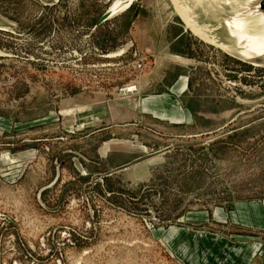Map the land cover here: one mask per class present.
<instances>
[{"label": "rangeland", "instance_id": "rangeland-1", "mask_svg": "<svg viewBox=\"0 0 264 264\" xmlns=\"http://www.w3.org/2000/svg\"><path fill=\"white\" fill-rule=\"evenodd\" d=\"M117 1L0 0V264H229L235 244L264 251V228L234 218L264 201V66L225 24L236 3L120 0L89 35ZM165 20L197 41L195 65L174 55L145 86ZM181 70L189 124L146 108ZM190 233L208 237L198 261L196 242L181 249Z\"/></svg>", "mask_w": 264, "mask_h": 264}, {"label": "crops", "instance_id": "crops-1", "mask_svg": "<svg viewBox=\"0 0 264 264\" xmlns=\"http://www.w3.org/2000/svg\"><path fill=\"white\" fill-rule=\"evenodd\" d=\"M172 24L173 21H164L163 30L160 33L163 34L161 38L164 40L163 52L165 54V58L161 64L156 62V64L150 68V72L147 74L148 76L144 82L145 86H149V80L154 78V74L159 76L158 70H160L161 76H163L164 79L166 78L167 75L165 68L168 67L167 64L170 65L168 69L172 68L171 64L173 61L171 60V57L174 55H180L181 59L185 58L184 61H179L180 63H177L179 64L180 68H184V62L190 66L195 65H193L195 59L193 58L194 55L190 54V48H195L197 41L185 29H183L182 25L179 23H175V25L180 26V29L175 32L172 31ZM145 32L149 33L148 30H145ZM148 38L149 48H155L154 52H157V46H154L153 48V44L156 43V38L152 35H149ZM134 41V44L139 45L135 38ZM184 51H187L188 54H185ZM118 55L119 54H117V56ZM182 73L183 71L181 70L180 73L176 75L175 83L171 84L172 86L170 93L163 91L158 92L157 94H148L150 96L148 99H146V103L151 101L155 103V106H151L148 103L146 108L149 110L150 108L155 109L154 113L160 114V118L170 120V122L182 121L189 124L194 121L193 115L187 108L182 107L180 103V97L183 92L187 91L189 88L190 75ZM238 208L241 211V214H238L236 218L234 213V218L236 219L235 222L238 221L241 224L254 226L255 228H264V201H242L238 203ZM207 238V235H203L202 233L186 234L182 240L181 249L186 255H189V252L192 253V251H194L195 247L197 246V250L190 257V259H196L199 256L200 250L205 248ZM202 241L204 244L203 247L200 248ZM195 242L197 243L196 246L193 245ZM232 252H234L235 257L229 259V264H264V251L259 247V243L248 244V247L235 244L232 248ZM196 261H198V259H196Z\"/></svg>", "mask_w": 264, "mask_h": 264}, {"label": "bare ground", "instance_id": "bare-ground-1", "mask_svg": "<svg viewBox=\"0 0 264 264\" xmlns=\"http://www.w3.org/2000/svg\"><path fill=\"white\" fill-rule=\"evenodd\" d=\"M231 1L236 3L233 8L234 13L230 19L226 18L227 20H224L225 24L228 26L230 35L236 38V43L241 47L240 53L245 58H251L264 54V12L260 8V0H253L252 2L251 0H228L227 2L231 3ZM122 8L120 0L111 6L113 13H117ZM186 17L191 20L190 15H187ZM196 25L197 26L195 27H199L197 34L200 38L211 44L217 45L225 51L232 50L229 46L231 44L228 45L215 40V38L211 37L209 35L210 33L208 34L204 28L198 24Z\"/></svg>", "mask_w": 264, "mask_h": 264}, {"label": "water", "instance_id": "water-1", "mask_svg": "<svg viewBox=\"0 0 264 264\" xmlns=\"http://www.w3.org/2000/svg\"><path fill=\"white\" fill-rule=\"evenodd\" d=\"M260 8L261 10L264 12V0H260ZM114 15H116V13L112 12L111 7L109 9H107L100 17L99 19L96 21L93 29L91 30L90 34H93L95 31H97L98 28H100V26L102 24H104L107 20L111 19ZM248 63L254 64V65H258V66H264V54L258 55V56H254L251 58H246Z\"/></svg>", "mask_w": 264, "mask_h": 264}]
</instances>
